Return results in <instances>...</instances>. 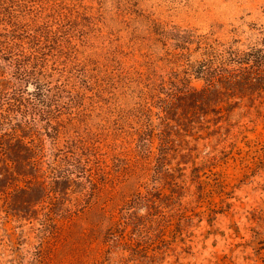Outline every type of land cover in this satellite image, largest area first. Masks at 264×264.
<instances>
[{
	"label": "rangeland",
	"instance_id": "1",
	"mask_svg": "<svg viewBox=\"0 0 264 264\" xmlns=\"http://www.w3.org/2000/svg\"><path fill=\"white\" fill-rule=\"evenodd\" d=\"M260 30L264 0H0V135L26 144L0 158V264H264V84L179 94L206 87L198 42ZM35 42L59 113L8 110Z\"/></svg>",
	"mask_w": 264,
	"mask_h": 264
},
{
	"label": "trees",
	"instance_id": "2",
	"mask_svg": "<svg viewBox=\"0 0 264 264\" xmlns=\"http://www.w3.org/2000/svg\"><path fill=\"white\" fill-rule=\"evenodd\" d=\"M34 46L35 49L27 54L21 44L15 45L16 51L13 54L18 55L21 62H18L19 65L15 69V80L18 86L16 104H9L8 110L20 113H59L60 110L52 103L55 96L58 95L59 89L48 81L51 75L46 72L41 64L43 59L39 60L33 54L40 52L39 43L35 42ZM197 48L201 51L200 56H204V59L195 61L191 68L196 76L204 79L206 87L200 91L189 88L180 92L179 94L186 96L187 100L196 101L200 96L206 97L217 87L233 93L250 86H262L264 84V30H260L257 33L255 43L244 50L234 47L232 43L226 46L215 41L212 44L206 41L198 42ZM26 57L28 58L24 59ZM29 88L32 89L29 90ZM172 98L168 96V99L163 100L160 107L162 112L168 113L171 110ZM4 140H7V143H4ZM11 141H17L26 147L23 137L21 138L17 130L13 129L10 133L0 135V158L3 154L8 153ZM29 149L35 155L40 151L39 145H34L33 148ZM27 162L36 167V161L28 159Z\"/></svg>",
	"mask_w": 264,
	"mask_h": 264
}]
</instances>
